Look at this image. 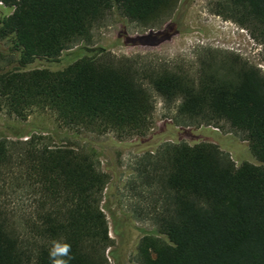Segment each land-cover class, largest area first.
Returning <instances> with one entry per match:
<instances>
[{
	"label": "trees",
	"instance_id": "trees-1",
	"mask_svg": "<svg viewBox=\"0 0 264 264\" xmlns=\"http://www.w3.org/2000/svg\"><path fill=\"white\" fill-rule=\"evenodd\" d=\"M178 1L0 0L8 9L0 38L17 53L16 68L0 73V105L20 120L50 112L59 127L74 133L124 140L149 131L152 90L168 106L177 103L175 126L228 128L247 142L248 158H240L237 142L231 150L236 160L211 142L175 141L162 151L163 202L154 218L156 233L137 246L138 264H264V74L258 67L233 53L208 51L191 75L180 68L137 67L104 49L85 48L61 70H24L35 59L57 60L76 42L89 41L94 25L110 12L151 28ZM208 5L262 45L264 61V0ZM41 140L0 139V180L15 159V179L34 198L22 218L23 232L0 205V264H49L53 241L70 245V264H109L111 239L101 207L107 174L94 153Z\"/></svg>",
	"mask_w": 264,
	"mask_h": 264
},
{
	"label": "rangeland",
	"instance_id": "rangeland-1",
	"mask_svg": "<svg viewBox=\"0 0 264 264\" xmlns=\"http://www.w3.org/2000/svg\"><path fill=\"white\" fill-rule=\"evenodd\" d=\"M209 0H179L170 14L151 28L140 26L110 12L94 25L90 40L76 42L57 60L35 59L24 70L48 69L57 71L75 61L87 49H104L116 59H128L137 67L178 68L195 75L200 59L208 51L233 53L264 74L263 46L249 33L231 21L210 12ZM8 13L0 6V20ZM169 26L167 34H157ZM17 53L9 42L0 38V73L15 69ZM149 89L150 87L147 86ZM155 110L153 123L147 134L119 140L113 134L95 135L74 133L61 128L50 112H34L26 120L7 113L0 105V139L11 142L26 141L30 135L40 136L44 145L69 146L94 153L99 168L108 176V184L101 202L108 222L111 246L105 251L109 264H138L136 249L146 234L156 233L155 215L163 202L160 179L163 174L161 154L175 141L190 146L211 142L236 160L231 150L237 142L242 149L240 158H248V144L228 128L217 130L212 126L174 125L175 105L168 106L152 90ZM205 130L220 135L206 134ZM20 134L23 137L17 138ZM14 158L17 156L13 152ZM5 166L0 180V205L7 219L21 232L22 218L30 214L34 198L22 181H16L20 169Z\"/></svg>",
	"mask_w": 264,
	"mask_h": 264
},
{
	"label": "clouds",
	"instance_id": "clouds-1",
	"mask_svg": "<svg viewBox=\"0 0 264 264\" xmlns=\"http://www.w3.org/2000/svg\"><path fill=\"white\" fill-rule=\"evenodd\" d=\"M49 264H70L72 259L70 255V245L53 241L48 248Z\"/></svg>",
	"mask_w": 264,
	"mask_h": 264
},
{
	"label": "built area",
	"instance_id": "built-area-1",
	"mask_svg": "<svg viewBox=\"0 0 264 264\" xmlns=\"http://www.w3.org/2000/svg\"><path fill=\"white\" fill-rule=\"evenodd\" d=\"M0 6H3V5L0 3Z\"/></svg>",
	"mask_w": 264,
	"mask_h": 264
}]
</instances>
